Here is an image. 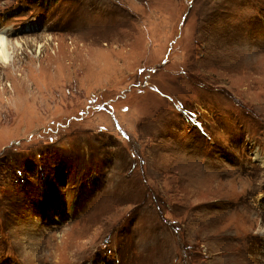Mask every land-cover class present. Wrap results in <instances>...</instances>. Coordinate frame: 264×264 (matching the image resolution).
Here are the masks:
<instances>
[{
    "label": "rangeland",
    "instance_id": "obj_1",
    "mask_svg": "<svg viewBox=\"0 0 264 264\" xmlns=\"http://www.w3.org/2000/svg\"><path fill=\"white\" fill-rule=\"evenodd\" d=\"M0 32V264H264V0H0Z\"/></svg>",
    "mask_w": 264,
    "mask_h": 264
},
{
    "label": "bare ground",
    "instance_id": "obj_2",
    "mask_svg": "<svg viewBox=\"0 0 264 264\" xmlns=\"http://www.w3.org/2000/svg\"><path fill=\"white\" fill-rule=\"evenodd\" d=\"M11 50H13V47H12V44L10 43V40L6 39L4 35L0 34V59L1 61L6 62L10 59Z\"/></svg>",
    "mask_w": 264,
    "mask_h": 264
}]
</instances>
